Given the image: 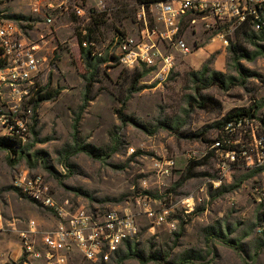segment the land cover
I'll list each match as a JSON object with an SVG mask.
<instances>
[{"label":"rangeland","instance_id":"374dc122","mask_svg":"<svg viewBox=\"0 0 264 264\" xmlns=\"http://www.w3.org/2000/svg\"><path fill=\"white\" fill-rule=\"evenodd\" d=\"M60 3L44 0L41 14H34L28 0H0V18L17 23L30 41L43 47L38 88L59 91L36 110L28 104L35 93L26 108L3 110L24 122L26 138L13 149L0 148V223L24 228L35 221L44 232L63 221L54 209L15 189L20 176H41L46 195L71 215L84 212L101 219L115 212L133 218L137 232L129 239L131 257L119 261L124 245L108 264H179L187 251L197 256L188 264H264V165L251 169L241 159L223 174L221 167L228 159L214 152L208 157L212 143L224 133L216 124L228 112L258 105L257 116L264 120V40L229 37V44L239 43L248 56L259 54L254 60H240L241 71L229 62L228 48L217 37L222 28L206 29L201 20L191 25L187 17L182 20L181 37L190 53H174L176 65L165 81L145 75L133 91L134 72L110 58L116 30L136 35L141 11L135 0H70L66 9L57 8ZM48 4L56 7L50 25L45 22ZM77 7L84 11L81 15L76 14ZM95 20L98 24L93 25ZM88 28L93 30V50L109 59L90 84L78 44ZM213 39L226 50L210 54L209 69L223 75L226 88L202 86L187 76L189 71H200L206 61L195 52L196 46L206 47ZM222 52L225 66L219 72L213 62ZM87 87L88 95L95 98L81 114L74 136L72 124ZM121 100H127L124 108ZM117 110L130 120L122 121ZM259 119L232 134L249 152L245 134L258 126L264 129ZM88 145L98 155L71 154L75 147ZM191 154L196 160L207 158L192 171L195 176L183 180ZM166 160L175 162L172 172L159 175L155 165ZM164 210L167 219L158 224L156 215ZM206 228L223 236L208 241ZM22 252L17 236H6L0 242V264H26ZM150 257L153 260L147 261ZM68 264L100 263L75 249Z\"/></svg>","mask_w":264,"mask_h":264},{"label":"built area","instance_id":"2783aa9c","mask_svg":"<svg viewBox=\"0 0 264 264\" xmlns=\"http://www.w3.org/2000/svg\"><path fill=\"white\" fill-rule=\"evenodd\" d=\"M69 1L61 0L57 8L66 9ZM28 3L34 14H41L44 0H28ZM263 6L264 0H171L151 6L149 12L152 21L145 9L139 8L141 17L136 35L116 36L113 57L127 71L144 69L146 75H154L159 82L165 81L176 65L174 53H190V48L181 37L183 19L191 17V25L201 20L205 22L206 29H215L216 26L222 28L217 37L228 47L229 37H233L236 28L248 18H252L253 29L260 30V11ZM47 7L49 14H45V22L50 25L56 7L52 4ZM83 12L77 7L76 14L81 15ZM83 47L87 48V44L83 43ZM42 52V45L30 41L21 26L0 18V138L9 137L14 131L25 134L24 122L14 112L3 110L8 108L13 111L25 107L32 93H35L43 72ZM92 57L103 58V54L93 50ZM253 121L256 120L228 124L223 131L226 139L212 144V151L229 161L228 164L224 163L225 167H221L223 174L229 170L228 166H237L241 159L251 169L264 165L263 128L258 126L245 134V139L251 145L250 152L232 135ZM189 160H196V155H189ZM174 165L173 160H166L162 164L157 163L155 170L159 175L167 176ZM15 189L23 197L54 209L63 220L44 232L35 221H30L24 228H18L15 223H9L6 227L0 223V242L6 236L16 235L26 264L32 260L44 261L46 264H68L69 254L75 249L90 261L108 264L137 232L130 216L110 212L100 219L84 212L76 215L65 212L52 197L46 195L41 176L22 175L15 181ZM167 215L168 210L158 213L157 223H164Z\"/></svg>","mask_w":264,"mask_h":264},{"label":"trees","instance_id":"16d2710c","mask_svg":"<svg viewBox=\"0 0 264 264\" xmlns=\"http://www.w3.org/2000/svg\"><path fill=\"white\" fill-rule=\"evenodd\" d=\"M168 1H171V0H135V4L137 5L138 8H144L146 13H147V16H150L149 9L151 8V6L158 4V3L168 2ZM260 18H261V21H260L261 25H260V30L257 31L258 35L255 33V31L253 29L254 23L252 21V18H248L245 22L241 23L236 28V30L234 32V35L237 36V37H235L236 38L235 41H239L241 38L245 39L248 42H252V40L255 38H258L260 40H264V6L260 11ZM149 20L152 21V17H150ZM95 24H98L96 20H95V22H93V25H95ZM86 31H87V33L85 35L83 34L81 36V38L78 41V44H79V47L81 50V55H82V58L84 60V64L86 65L87 71L89 72V75L86 76V81L88 82V84H90L91 81L93 80L94 76L96 75L98 68L102 64L107 62L109 59L93 58L92 57V51H93L92 43L95 42V39L93 38L94 36L92 35L93 30H92V28H88V29H86ZM125 35H126L125 33L116 30V36L124 37ZM83 43H87V48L83 47ZM229 45L230 46L227 47L228 48L227 50L230 54L229 62H232L233 65H235V67L239 68L240 70H241L240 60H242L244 58H247L248 60H254L259 55L258 53H253L251 56H248V53L246 52V50L242 46H240L239 43H233L231 41ZM113 59H116V58H114V57L110 58V60H113ZM116 61H117V59H116ZM209 65H210V60H208L202 66L200 71H189L187 73V76L189 77V79L193 83H201L202 86H218L219 88H226V86L224 84L223 75L221 73L211 72V70L209 69ZM146 74H147V71L144 69L134 71V73L132 74V83H131L133 91H137L139 89V88H137V85L139 84L141 79L143 77H145ZM231 79L232 78H229L228 80H231ZM86 89L87 90L85 91V93L83 95L82 105L80 106L79 112H78L77 116L75 117L73 124H72V130H73L74 136H76L78 124H79L80 119H81V114L86 109L87 104L90 101H93V99L95 98V97H90L88 95V91H89L88 87ZM197 89H199V88H197ZM58 94H59V91H57V90H50L48 87H39V88L37 87V90L35 91V96L31 99V101L28 104H31L33 106V110H36V108L38 107V105L40 103L45 102V101L54 100L58 96ZM126 102H127V100L119 101L122 108L125 107ZM202 106L204 107L205 103H202ZM258 109H259V106L255 105L254 107H250L248 109L232 110V111L228 112L223 117V119L219 123L216 124V126L221 131H224L228 124L237 125L239 123L243 124L246 121H250V120H254V119L258 120L259 119L257 116ZM116 113L122 121H124L126 119L130 120V118H127L124 115L123 110H117ZM259 120H260L259 121L260 124L264 125V120L262 118H260ZM191 136L194 138H201V135L196 134V133H192ZM25 138L26 137L22 131H18V132L14 131L11 136L6 137V138H0V148L13 149L14 147H17L18 145H21L24 142ZM225 139H226V135H224V133H222L218 136L217 139L214 140V142L224 141ZM223 148L226 149V147H223ZM93 149L94 148L89 146V145L88 146H82L80 148L75 147L74 152H72L71 154L74 155V154H77L79 151H85L86 153L93 155V156L98 155V154H95V152H97V151L94 152ZM211 152L208 154V157L213 155L214 151H211ZM206 158L207 157H205L203 160H190L186 175L183 178V180H186L188 178L195 176L192 174V171L196 167L202 165ZM219 191H221V193L224 192L223 188ZM205 231H206L208 241H211L215 237L220 238L223 236L220 231H217V230L212 229V228H206ZM125 246H126L125 253L119 255V261H123L124 259L130 258L132 255L133 249L130 245V242L127 241L125 243ZM196 258H197V256L195 255L194 251H187L185 253V255H183V257L181 258V261L179 264L191 263L190 261L193 259H196ZM149 260H153V257H150V259H147V261H149Z\"/></svg>","mask_w":264,"mask_h":264},{"label":"crops","instance_id":"0c3cea01","mask_svg":"<svg viewBox=\"0 0 264 264\" xmlns=\"http://www.w3.org/2000/svg\"><path fill=\"white\" fill-rule=\"evenodd\" d=\"M221 46H223V45H221V43H220V41L219 40H217V39H213L212 40V43L211 44H209L208 46H206V47H204L203 45H197L196 46V51L195 52H197V53H199V56H200V59H202L203 60V62L205 61V63L209 60V59H207V58H209V56H210V54H212L213 52H215L216 50H226L225 48L226 47H221ZM221 52V51H220ZM195 54V53H194ZM194 54H192V55H194ZM191 55V56H192ZM193 57V56H192ZM193 60V59H192ZM210 61H212L211 59H210ZM223 61H224V53L222 52V53H219V54H217L216 55V57H215V59H214V62H213V66H214V68H215V70H217V71H219V72H221V71H223L224 70V66H225V63H224V65H223ZM204 63V64H205ZM203 64V65H204ZM202 65V66H203Z\"/></svg>","mask_w":264,"mask_h":264}]
</instances>
